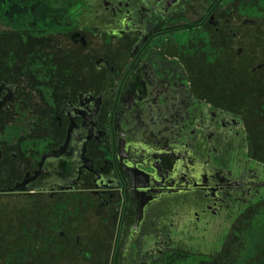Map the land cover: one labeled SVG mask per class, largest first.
<instances>
[{
	"label": "flooded vegetation",
	"instance_id": "1",
	"mask_svg": "<svg viewBox=\"0 0 264 264\" xmlns=\"http://www.w3.org/2000/svg\"><path fill=\"white\" fill-rule=\"evenodd\" d=\"M235 1L78 0L53 29L0 15V198L49 203L39 251L77 219L112 232L106 264L214 262L264 194V8Z\"/></svg>",
	"mask_w": 264,
	"mask_h": 264
},
{
	"label": "rangeland",
	"instance_id": "2",
	"mask_svg": "<svg viewBox=\"0 0 264 264\" xmlns=\"http://www.w3.org/2000/svg\"><path fill=\"white\" fill-rule=\"evenodd\" d=\"M77 1L70 0L68 6L71 12L76 7ZM245 2L264 8V0H236L235 5L242 4V7H245ZM233 6L234 0L228 4L231 9ZM2 13L3 11L0 15ZM6 29L0 21V36L7 35ZM22 37L27 43V37ZM47 39L52 47L66 46L65 50H71L67 49L69 44L61 38L52 36ZM48 41L39 42L44 44ZM195 70L197 73L196 66ZM254 135L257 136L260 149L264 151V131L258 130ZM47 204L49 203L41 198H0V264H89L91 258L85 257L82 252L89 250L84 242L93 239L86 235V231L87 234L89 232L95 234L97 241L94 243L95 246H92L95 247L94 250L98 255L102 253V247H105V256L102 260L106 264L113 246L112 232L107 226L99 223L94 225L95 222L91 224L79 222L78 224L77 219H73L70 226L73 234L67 238L69 242L66 245L55 242L44 251H39L32 244V233H35V230L32 232V228L40 221L36 213L37 208ZM80 225H83V228ZM76 232L82 235V245L78 247L72 240ZM220 248L221 251L212 264H264V194L262 198H256L250 205L242 207L237 216L227 224ZM99 260H95L96 264H99Z\"/></svg>",
	"mask_w": 264,
	"mask_h": 264
},
{
	"label": "trees",
	"instance_id": "3",
	"mask_svg": "<svg viewBox=\"0 0 264 264\" xmlns=\"http://www.w3.org/2000/svg\"><path fill=\"white\" fill-rule=\"evenodd\" d=\"M70 0H0V11L6 16L34 15L33 23L40 28L53 29L55 19L53 16H65L68 11L67 4Z\"/></svg>",
	"mask_w": 264,
	"mask_h": 264
},
{
	"label": "water",
	"instance_id": "4",
	"mask_svg": "<svg viewBox=\"0 0 264 264\" xmlns=\"http://www.w3.org/2000/svg\"><path fill=\"white\" fill-rule=\"evenodd\" d=\"M120 246H121V244H119V250H120Z\"/></svg>",
	"mask_w": 264,
	"mask_h": 264
}]
</instances>
